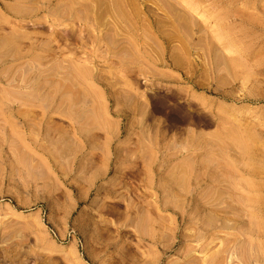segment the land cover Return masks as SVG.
I'll return each mask as SVG.
<instances>
[{
  "label": "rangeland",
  "instance_id": "obj_1",
  "mask_svg": "<svg viewBox=\"0 0 264 264\" xmlns=\"http://www.w3.org/2000/svg\"><path fill=\"white\" fill-rule=\"evenodd\" d=\"M0 264H264V0H0Z\"/></svg>",
  "mask_w": 264,
  "mask_h": 264
},
{
  "label": "bare ground",
  "instance_id": "obj_2",
  "mask_svg": "<svg viewBox=\"0 0 264 264\" xmlns=\"http://www.w3.org/2000/svg\"><path fill=\"white\" fill-rule=\"evenodd\" d=\"M94 3V2H93ZM92 3V4H93ZM86 4V3H85ZM89 4V3H88ZM80 9H82V8H80ZM92 14V13H91ZM66 25H68V24H66ZM65 28V27H64ZM101 28V27H100ZM64 30V29H63ZM65 31H67V30H65ZM80 31H83V29L82 30H80ZM91 32H93V31H91ZM56 33H57V31H52V34H55L56 35ZM63 33H65V32H63ZM67 34H68V31H67ZM81 34H82V32H81ZM69 35V34H68ZM67 35V36H68ZM85 35V34H84ZM70 36V35H69ZM87 36V35H86ZM89 37H91V35L89 36ZM50 38V37H49ZM72 38V37H71ZM70 38V39H71ZM77 38H79V37H77ZM76 38V39H77ZM88 38V37H87ZM75 39V40H76ZM72 40H73V38H72ZM84 44V43H83ZM84 63V62H83ZM73 64V63H72ZM76 66V65H75ZM73 67V66H72ZM230 114L231 115H233V117H232V120L233 121H240V120H242V119H244V114L242 113V112H240V111H237V110H233V109H231L230 111ZM72 124V123H71ZM58 153V152H57Z\"/></svg>",
  "mask_w": 264,
  "mask_h": 264
}]
</instances>
